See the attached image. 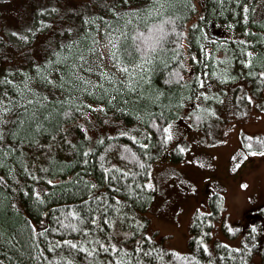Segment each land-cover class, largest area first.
I'll return each mask as SVG.
<instances>
[{
  "label": "trees",
  "instance_id": "16d2710c",
  "mask_svg": "<svg viewBox=\"0 0 264 264\" xmlns=\"http://www.w3.org/2000/svg\"><path fill=\"white\" fill-rule=\"evenodd\" d=\"M263 3L205 0L201 20L236 28L242 38L224 49L234 48L241 55L245 71L240 79L262 110ZM118 6L101 18L100 28L95 23L89 28L115 43L108 52L109 64L127 69L144 65L136 83L128 76L126 83L109 81L90 88L76 79L78 58L89 52L93 37L79 30V21L64 50L55 47L38 62L0 72V104L9 110L0 136V264H253L252 254L260 245L251 230L240 248L215 241L209 255L202 245L211 239L212 222L221 213L218 195L208 198V214L194 213L188 253L166 250L144 236L135 241L141 229L133 223L134 214L144 212L152 200L150 167L166 156L168 125L188 95L187 61L198 51L202 28L192 22L200 13L195 0H167L160 14L149 17L142 11L129 15V2L126 8ZM161 28L162 39L156 43ZM150 35L155 50L145 54L134 38ZM92 104L100 107L97 115L102 109L122 125L94 145L81 125ZM206 111L190 113L192 123H202ZM68 128L70 134H63ZM168 153L179 157L176 149ZM260 213L264 220V209ZM114 224L122 232L130 229L120 241L129 248L109 243L115 239ZM259 255L264 261V247Z\"/></svg>",
  "mask_w": 264,
  "mask_h": 264
},
{
  "label": "rangeland",
  "instance_id": "374dc122",
  "mask_svg": "<svg viewBox=\"0 0 264 264\" xmlns=\"http://www.w3.org/2000/svg\"><path fill=\"white\" fill-rule=\"evenodd\" d=\"M126 2L130 3L129 15L142 11L149 17L160 14L167 0H0V72L8 66L38 62L55 47L54 51L64 50L65 40L78 21L79 30L91 34L90 23H101L108 11L118 10L114 8L118 4V8H126ZM195 3L200 13L192 22H200L202 33L196 55L187 61L189 92L180 102L179 115L168 125L166 156L151 164L152 200L144 212L134 214L133 223L141 229L135 241L144 236L166 250L188 253L194 213L208 214V198L218 195L222 198L221 213L212 222L211 239L202 245L209 255L214 253L215 241L240 248L251 230L260 245L259 252L252 254V262L264 264L259 255L264 247L260 213L264 209V110L257 106L249 85L240 79L245 71L241 55L234 48L230 52L224 49L237 43L234 41L241 37L238 31L232 24L201 21L205 18V0ZM92 33L89 52L78 58L76 79L90 88L109 81L126 83L128 76L136 78V83L144 65L130 67L127 73L122 71L124 67L112 66L107 60L111 40L99 31ZM92 106L81 125L94 145L122 125L102 109L97 115L100 107ZM201 109L207 110L203 122L192 123L190 113ZM8 112L0 104V136ZM70 132L68 128L63 134ZM174 149L179 153L177 159L168 153ZM144 220L147 222L142 229ZM258 224L262 226L257 228ZM234 229L238 231L232 237ZM123 231L113 225L112 246H131L120 242L130 234V229Z\"/></svg>",
  "mask_w": 264,
  "mask_h": 264
},
{
  "label": "snow or ice",
  "instance_id": "6c2138e0",
  "mask_svg": "<svg viewBox=\"0 0 264 264\" xmlns=\"http://www.w3.org/2000/svg\"><path fill=\"white\" fill-rule=\"evenodd\" d=\"M245 11H247V9H245ZM160 33H161V36L159 38H156V43H159L160 42V39H162V34H163V29H159L158 30ZM134 39H137L140 41V44L144 47V51H145V54L148 52V51H154L155 49L151 46V41L153 40V36L150 35V36H138ZM110 43L112 44V47L115 48V43L110 41ZM111 55L113 56V58H116V52H112ZM122 71L124 72H128V69L127 68H124L122 69ZM262 155H264V153H261ZM72 247H76L75 245H72Z\"/></svg>",
  "mask_w": 264,
  "mask_h": 264
}]
</instances>
